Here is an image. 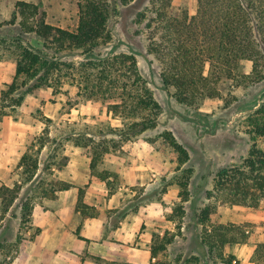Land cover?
Instances as JSON below:
<instances>
[{
  "label": "rangeland",
  "instance_id": "obj_1",
  "mask_svg": "<svg viewBox=\"0 0 264 264\" xmlns=\"http://www.w3.org/2000/svg\"><path fill=\"white\" fill-rule=\"evenodd\" d=\"M16 1L0 0V52L3 56L0 88L4 83H10L15 73L16 46L28 43L50 56L55 55L52 49L56 46L45 44L33 34L18 31ZM24 1L36 4L46 22L75 29L77 0ZM150 2L139 0L125 5L119 0H108L106 30L111 39L107 43L98 41L85 49L65 48L62 51L66 54L62 57L64 67L59 74L53 75L58 78V81L53 80V87L41 89L37 97L23 95L13 113L0 118V188L6 192V198L10 194L17 195L6 212H3L0 198V264L11 262L9 257L34 232L33 228L27 231L31 226L30 221L26 222L27 210L22 209V205L30 203L32 208L35 202L45 198L43 190L48 187L47 182L58 178V170L64 168L70 156L80 157L81 163L76 166L79 169L90 164V156H98L93 174L105 172L109 185L105 180L91 176L90 165L89 173L90 180L96 179L106 186V192L98 197V201L105 204L101 211L104 220L116 224L124 213L139 212L135 219L137 236L151 235L152 238L156 234L160 238L166 234L171 237L151 264H225V258L232 253L224 247L221 257L201 243L212 225L235 223L231 220L244 217L243 212H264V202L261 208H249L220 203L214 197L216 173L224 167L240 164L253 143L257 147L263 146L262 138L254 139L251 135L252 117L249 115L254 112L241 116L231 126L219 123L215 128L214 123L221 118L229 119L239 105L253 98L264 82L238 85L222 77L217 82L219 98L204 100L196 108L178 104L170 91L162 86L159 77L162 65L149 49L151 34L156 31L152 13L148 10ZM184 5L189 13H193L196 2L173 0L175 10ZM141 13L145 14L144 19ZM86 49L91 53H84ZM123 53H133L138 72L160 107L156 125L142 132L127 130L128 121L135 118L126 119L112 113L108 109L112 101L78 96L83 77L88 74L92 79L96 70L92 68L96 65H91L88 60L102 61ZM243 67L249 70L250 63L245 61ZM122 82L131 84L127 78ZM42 115L50 118L47 123L49 139L44 147L31 148L38 168L31 180H27L20 174L22 167L17 164L33 137L44 128ZM121 132L124 133L121 135ZM164 133L171 134L185 151L183 162L180 161L183 153L173 149ZM98 144L105 146L107 152L102 147L96 149ZM136 172H142L143 176L134 175ZM184 190L187 199L182 202L178 193ZM116 192L115 203L111 205L109 199ZM205 208H208L209 221L201 222ZM147 212L150 215L145 218L149 223H144L142 213ZM235 224L246 225L247 243L252 249L255 243L264 242V219Z\"/></svg>",
  "mask_w": 264,
  "mask_h": 264
},
{
  "label": "trees",
  "instance_id": "obj_2",
  "mask_svg": "<svg viewBox=\"0 0 264 264\" xmlns=\"http://www.w3.org/2000/svg\"><path fill=\"white\" fill-rule=\"evenodd\" d=\"M119 1L127 5L139 0ZM195 2L193 13H189L185 5L175 10L173 0H151L148 9L152 13L156 30L154 35L151 34L149 49L162 65L159 75L162 86L170 91L178 104L192 108H196L204 100L220 97L217 82L222 77H227L238 85L264 82V0ZM77 5V25L74 30H69L46 22L39 14L36 4L16 1L18 31L21 34H33L45 44L51 43L56 48L52 49L55 55L50 56L28 43L16 46L18 50L13 60L15 73L11 82L4 83L0 88V118L12 114L15 107L21 104L23 95L37 97L41 89L53 87V80L58 81L53 75L59 74L64 67L62 57L66 54L62 51L65 48L85 49L98 41L107 43L111 39L106 30L108 0H77ZM140 16L142 19L146 17L144 13ZM83 51L91 53L90 49ZM2 57L0 52V60ZM88 61L91 65H96L92 67L96 70L92 79L88 74L83 77L79 97H99L107 102L112 101L108 104L112 113L121 114L126 119L135 118L127 123L129 132H142L156 125L160 107L139 74L133 53L114 54L102 61ZM245 61L250 63L249 70L243 67ZM124 78L131 81L130 86L122 82ZM249 117H252L250 134L254 139L262 138L263 146L257 147L253 143L240 164L224 167L216 173L214 197L220 203L261 208V203L264 202V104ZM42 121L44 128L39 135L33 137L17 164L19 168L22 167L20 174L27 180H31L38 168L31 148L36 145L42 148L49 139L47 123L50 118L42 115ZM164 135L174 150L183 153V158L180 159L183 162L186 158L185 151L171 134ZM99 147L107 152V148L101 144L95 148ZM90 157L91 176L105 180L106 185H109L105 172L93 174L98 156ZM46 185L48 187L43 190V197L46 198H54L58 191L72 187L59 178H52ZM183 185L186 186V183ZM4 189L10 191L8 187ZM82 193V189H79L75 209L83 216H93L94 212L82 201ZM16 197L15 193L6 198V192L0 188L3 212L8 210ZM178 197L182 202L186 201V191H180ZM22 209L27 210L26 222H29L32 210L30 203H24ZM1 220L2 215L0 227ZM200 221H209L208 208L202 211ZM153 235L150 251L155 257L165 249L171 237L166 234L160 238L159 235ZM32 237L33 234L28 239ZM247 239L245 224L218 222L212 225L201 243L222 257L225 245L246 243ZM251 259L264 263V242L255 243ZM233 260V255H227L224 262L237 264Z\"/></svg>",
  "mask_w": 264,
  "mask_h": 264
},
{
  "label": "crops",
  "instance_id": "obj_3",
  "mask_svg": "<svg viewBox=\"0 0 264 264\" xmlns=\"http://www.w3.org/2000/svg\"><path fill=\"white\" fill-rule=\"evenodd\" d=\"M80 163V157L70 156L64 168L57 172V177L72 187L58 191L54 198L45 197L33 204L31 227L27 229H34L33 237L25 240L21 248L9 257L10 264H151L154 259L150 251L151 235L137 236L136 233L135 219L139 212L124 213L116 224L104 220L101 211L105 204H101L98 197L106 192V186L96 179L90 180L89 165L79 169L76 166ZM134 175L143 176L142 172ZM80 188L85 189L82 201L94 212L93 216H83L75 209ZM116 195L118 192L111 195L110 203ZM131 214L134 217L130 218ZM142 214L144 223H149L145 218H149V212ZM243 214L244 217L231 221L255 223L264 219V212ZM225 248L234 256L232 262L264 264L252 261L253 249L247 242L225 245Z\"/></svg>",
  "mask_w": 264,
  "mask_h": 264
},
{
  "label": "water",
  "instance_id": "obj_4",
  "mask_svg": "<svg viewBox=\"0 0 264 264\" xmlns=\"http://www.w3.org/2000/svg\"><path fill=\"white\" fill-rule=\"evenodd\" d=\"M263 99H264V85L260 87L258 92L253 96V98L239 105L236 108V110L232 113L229 119L228 118L218 119L217 122L214 123L215 128L219 123H223V124L225 123L227 126H231L241 116L257 111L259 108H261L263 104Z\"/></svg>",
  "mask_w": 264,
  "mask_h": 264
}]
</instances>
